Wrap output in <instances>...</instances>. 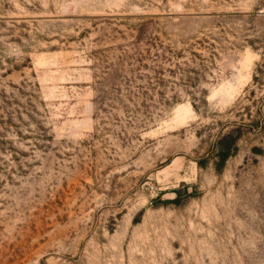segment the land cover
Instances as JSON below:
<instances>
[{
  "label": "rangeland",
  "instance_id": "1",
  "mask_svg": "<svg viewBox=\"0 0 264 264\" xmlns=\"http://www.w3.org/2000/svg\"><path fill=\"white\" fill-rule=\"evenodd\" d=\"M0 264H264V0H0Z\"/></svg>",
  "mask_w": 264,
  "mask_h": 264
},
{
  "label": "trees",
  "instance_id": "2",
  "mask_svg": "<svg viewBox=\"0 0 264 264\" xmlns=\"http://www.w3.org/2000/svg\"><path fill=\"white\" fill-rule=\"evenodd\" d=\"M229 156H230L229 153H223V155H222V164L226 163V161L228 160Z\"/></svg>",
  "mask_w": 264,
  "mask_h": 264
}]
</instances>
